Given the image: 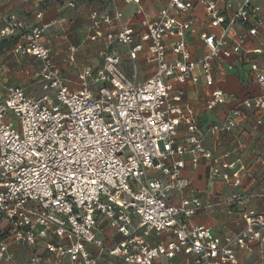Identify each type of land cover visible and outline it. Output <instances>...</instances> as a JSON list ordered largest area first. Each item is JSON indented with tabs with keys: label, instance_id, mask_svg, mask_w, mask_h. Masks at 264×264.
<instances>
[{
	"label": "built area",
	"instance_id": "1",
	"mask_svg": "<svg viewBox=\"0 0 264 264\" xmlns=\"http://www.w3.org/2000/svg\"><path fill=\"white\" fill-rule=\"evenodd\" d=\"M105 1L109 10L90 12L86 37L102 44L101 63L78 68L77 87L44 39L45 31L64 17L26 26L14 15L0 14V41L16 37L12 52L39 61L41 90L34 95L6 86L0 98V264H13L18 245L29 249L27 264H45L49 258L51 264H153L179 254L183 264H223L222 258H235V247L263 243L264 215L254 210L244 211L243 228L223 239L206 225L193 224L197 212L230 206L241 196L233 192L204 204L196 194L187 195L189 181L182 175L200 159L212 158L204 144L208 135L230 133L248 117L255 126L262 122L264 72L255 62L249 73L259 94L237 96L213 88L205 107L231 106L221 122L205 129L180 87L201 79L212 87L217 64L232 70L234 56L247 54L244 40L261 23L253 0H167L155 17L140 21L139 31L124 21L118 0ZM123 2L135 3L136 12H142L141 0ZM196 6L219 32L201 33L206 52L192 59L187 37ZM237 27L245 30L237 33ZM118 46L125 48L128 74ZM76 52L77 46H67L69 63L75 64ZM140 54L154 66L142 81L137 79ZM240 163L238 157L224 162V171L213 175L236 187ZM106 226L122 237L111 247L98 237ZM152 234L170 239L151 244ZM104 251L112 260H98Z\"/></svg>",
	"mask_w": 264,
	"mask_h": 264
},
{
	"label": "crops",
	"instance_id": "2",
	"mask_svg": "<svg viewBox=\"0 0 264 264\" xmlns=\"http://www.w3.org/2000/svg\"><path fill=\"white\" fill-rule=\"evenodd\" d=\"M240 0H234L235 3ZM167 0H141L142 12L137 13V5L133 2L118 0V5L123 13L124 21L139 31L140 21L143 18H153L158 11L166 5ZM252 4L257 8L260 25L255 35L247 36L243 43V49L247 54L232 59L233 69L227 70L223 65L214 67L215 82L212 87L204 85L203 79L197 84L180 85L185 90L184 101L196 112L199 124L205 129L212 123L221 122L230 103L220 104L213 109L205 107L207 93L213 88H220L226 94L237 96L257 95L259 87L249 73L250 62H255L264 72V0H253ZM97 10L104 12L109 10L105 0H0V14L3 18L14 15L24 22L26 26L66 19L63 23H57L44 33V39L51 48V55L55 63L72 81V86L77 87L76 75L78 68L91 65L98 66L100 42H91L86 39L89 25V14ZM40 15V16H37ZM187 16V14H182ZM194 26L187 37V47L192 59H198L204 55L206 48L200 34L204 32L218 33V28H210L208 19L201 6H196L192 12ZM4 25L0 19V28ZM251 24H247L249 27ZM245 28H236L237 33H242ZM14 37L11 41H0V68L3 70L4 82L0 85V98L5 93L6 86H19L28 94H40V86L36 81V75L40 70L38 60L30 55H15L12 52ZM77 46L75 64L66 59L67 46ZM121 55V68L128 74V59L125 48L118 46ZM258 50V51H256ZM256 51V52H255ZM138 81L147 78L153 71V64L138 56ZM182 133V131H181ZM205 147L212 153L211 159H200L195 169L186 167L182 175L189 181V194H196L204 204L215 203L223 197L235 192L241 196L238 202L230 206L219 204L214 208L197 212L191 219L193 224H204L212 233L223 239L234 236L244 226L242 213L246 210H254L264 215V116L261 124L255 126L253 117H248L227 134L208 135L205 139ZM227 157H224V155ZM240 158L242 170L240 172V184L236 187L226 184L220 178L214 177V172L224 171L222 164L235 158ZM229 210V212H228ZM3 223H0V228ZM104 246H114L121 240L115 228L106 226L105 230L98 233ZM170 236L152 234L147 238L148 243L167 241ZM22 246L13 248L14 262L18 263ZM28 251V247H25ZM42 252V249H39ZM96 254L97 249L91 248ZM235 258L227 260L222 258L223 264H261L264 258V242L251 241L245 248L233 249ZM100 262H108L112 257L107 251L98 257ZM45 264H51V258ZM153 264H183V255L179 254L171 260L159 258Z\"/></svg>",
	"mask_w": 264,
	"mask_h": 264
},
{
	"label": "rangeland",
	"instance_id": "3",
	"mask_svg": "<svg viewBox=\"0 0 264 264\" xmlns=\"http://www.w3.org/2000/svg\"><path fill=\"white\" fill-rule=\"evenodd\" d=\"M23 249L21 250L20 257L18 258V263L20 264H27V259L29 256V251L25 248L26 246H22Z\"/></svg>",
	"mask_w": 264,
	"mask_h": 264
},
{
	"label": "trees",
	"instance_id": "4",
	"mask_svg": "<svg viewBox=\"0 0 264 264\" xmlns=\"http://www.w3.org/2000/svg\"><path fill=\"white\" fill-rule=\"evenodd\" d=\"M16 38V37H15ZM14 39V37H10V38H8V39H4V40H6V41H11V40H13ZM16 40H17V38H16ZM16 40H15V42H16ZM15 42H13V45H14V43Z\"/></svg>",
	"mask_w": 264,
	"mask_h": 264
}]
</instances>
